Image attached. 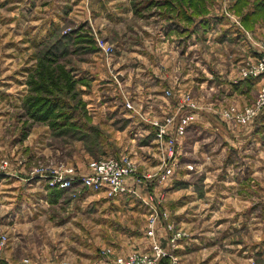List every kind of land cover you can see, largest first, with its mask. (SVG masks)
<instances>
[{
    "label": "rangeland",
    "instance_id": "374dc122",
    "mask_svg": "<svg viewBox=\"0 0 264 264\" xmlns=\"http://www.w3.org/2000/svg\"><path fill=\"white\" fill-rule=\"evenodd\" d=\"M151 1L152 2L144 9H141L142 11L137 13L131 6L132 1L131 3H129V1L123 3L114 2V4L106 1L105 3L100 4L102 5L101 7L98 3L100 2L99 0H0V160L9 159V168L12 166H14V168L22 167V164H19L16 161L12 162V158L21 156L26 161L24 165L30 166V170L35 167H41L48 171L56 168L60 164H65L74 166L78 173L86 174L90 171L91 165L95 160L110 156L120 157L127 155L134 160L136 166V173L125 177L126 184L130 190L127 191V194L115 197H109L104 192L103 193L111 201L127 195L126 197L124 196L123 199L125 198L126 202H132L134 205L138 206L139 204H135L134 202H138V200L139 202H142V200H140L141 197L137 196L136 187L133 186L132 182L134 185L140 184V186L142 185L143 187L144 185H147V187L149 186L151 188V186H157L161 183H167V185H169L170 182L175 179L173 177L169 179H160V174L157 170L159 162L156 165V161H159V150L157 145L155 149H153L150 145L147 146L143 142L147 138L151 140L152 136L150 135L154 131V127L151 125L149 120L153 118H160L163 114L170 112L159 115L147 113L144 115L147 118L146 120L139 116V113L142 112V107L133 103V111L135 115H137L134 120L135 124H131L134 126H131L128 130L124 131L123 128L127 122L125 121L126 117H124L123 114L118 115L113 124L109 126L106 116L104 117L101 109L97 108L98 105H96L93 98H83L82 91L91 90V82H88V79L86 80L87 83L78 80L75 72L77 73L79 68L90 69V67H92V65L83 67V63L88 62L86 60L83 61L84 59L92 58L102 64L105 61L96 48L93 33L96 32L98 36H102L112 43L117 42L118 44V42L124 41L126 52L129 53L131 50L137 51L143 48L146 45L145 41L151 44L150 41H156L157 37L158 39H162V35L165 33L166 24L168 25L169 21H172L174 23L172 33L178 38L181 37V43H185L186 39L184 38V34L182 33L183 31L180 30V28L184 26L187 29H191L193 27H197L198 25L200 26L199 23L201 22L199 18L209 14L210 12L219 13L220 16H223L222 18L226 20L227 24L232 27H237L238 25V29H240L239 35L243 38L245 45L249 47L250 52H252V46L260 44L264 36V32L260 31L261 33H255L254 36L253 33L248 32L247 28L241 23V20L238 17L239 10H247L251 8L255 3L254 0H240L238 2H234V0H204V11L199 12L198 14L194 13V8L192 6H183L189 15L192 14L191 20L185 18V15H181L180 8L175 5L174 0H170L172 5H169L170 3L168 4L167 0ZM92 6L94 8L97 6V15H95L96 20H94L92 16L90 19L86 18L84 24H82V18L76 17L75 14H83L85 18L87 16V12L85 14L84 10L87 11L88 9V11H91ZM172 6H174V9ZM99 10H102L104 14L98 12ZM119 10L124 12L122 15H125L127 18L117 19V23H115L114 26L109 27L110 34H105L104 27L106 25L104 26V19L105 21L107 20L106 12L109 11L114 15H117L115 12ZM150 12L152 13L151 15L156 13L157 15L150 17ZM68 15H71L72 17L67 18ZM103 16L105 17L104 19L102 18ZM259 17L264 19V10L260 12ZM76 29L77 31H85L88 36L92 37L93 46L96 51H86L84 45L87 46L88 44L85 43V41L80 40L76 42L75 39L77 32H72L76 31ZM160 30L162 31L160 32ZM197 31L200 35H205V30L199 29ZM215 34H217V31H211L210 37H213ZM64 35H68V38H64ZM217 36L218 35H216V37ZM165 39L171 41L173 39V35H165ZM51 43L56 44L58 47V63L61 64L63 68H66L76 80V85H74L72 91L67 95L65 94L64 88H60L62 89L60 96L64 94L67 97V100L66 98L64 99L70 103L71 107L74 109V115L70 121L75 120L79 125L78 127H75L78 128V130L75 131H54L48 123L34 120L26 113L23 102L28 95L34 93L29 83L30 77L27 75L24 79V83H15L13 80L6 79L5 77L6 75H12L15 73L14 71L16 68L11 67V63H18V61L24 63V60L26 61L30 54L31 57H33L29 59L33 63L30 66V70L33 72L38 63L37 54L39 55L42 47L46 48ZM232 43L233 42H229L231 45L228 48L238 49V51H240V48H238L239 45ZM16 44L20 47L24 46L27 48H25L22 53V51H19ZM241 48L244 50V47ZM117 52L118 49L115 54H117ZM249 56L239 61V64L236 66L237 71L234 72L231 77L233 80L240 77L239 68ZM105 63L107 66L109 65L106 61ZM103 69L107 76V70L104 67ZM197 69V73H201L204 76L202 68L197 67ZM110 73L111 77H113L115 81L116 78H120L117 72L110 71ZM82 83L87 86L82 88ZM116 83L119 86H122V83ZM122 90L123 87H121V91ZM257 90L258 87L255 86V89L253 90V94L255 96L257 94ZM124 91L125 92L123 93L126 94V89H124ZM190 93L197 101L200 100L201 95L196 96L197 94H193L192 91H190ZM122 96L124 101H126V95ZM165 97L167 98V101L170 100L171 103H174V96ZM176 98L177 101H179L178 97ZM79 99L83 100L85 103L84 111L82 110ZM122 100L123 99L121 98V101ZM249 103H246L245 105ZM245 105L238 107L236 104H228L221 109L225 107L242 109ZM177 106L179 108V105ZM221 109L217 112V114L221 119L226 121L230 129H233V127L236 129L239 126L247 125L245 128L247 130L248 125L250 129L253 126V135L250 134L251 130L249 129L245 134L247 135L248 133V137H253L254 146L251 145V141L247 142L246 139L248 137L246 135L243 136L244 141L247 143L244 146L250 147L249 152L245 154L242 153L237 159H235L237 153L234 150L231 155L229 154L231 160L228 163L229 168L234 169V171L237 169L247 171V165L250 162V159L248 158L253 157L256 159L258 157L255 161V163L258 164L257 174L252 177H248L247 179H242V186L238 189V193L235 194L232 192L229 195L230 197H228L230 201H234L236 198H238L236 199V202H239V199L243 200L244 209L220 210L218 208L215 210L212 208V206L216 204L215 202H218L219 200L218 191H221V183H224L225 180L228 181V183H237L238 180H241L239 177L241 175L234 178L231 177V174H229V177L226 179L219 178L217 176L206 180L205 183L207 184V188H214V191H210L206 194V198L202 200L201 203L197 204L195 209H193V207H189L180 210V212H175V210H170L171 208L166 202L165 205L169 210L166 212L165 210L159 209V206H157L156 210L152 211L150 214L155 216L154 222L151 223L150 221V217L152 216H150L146 221L145 233L148 235V229H153V235H148L152 238L150 245L155 242L161 245L155 235V221L159 218L160 220H164L163 225L168 236L167 242H165L164 245H161L167 255L163 256L155 264H264V121L261 119L260 115L264 113V110L260 111L252 121L233 126L222 115ZM65 113L68 114V110H66ZM194 119L195 118L193 116V120L187 127V132H191V129L194 127L196 122ZM92 126L96 128L95 131H91L90 127ZM255 127L256 130L254 131ZM210 130L214 131L215 128L209 129L207 127V130L201 128L199 136L203 138V141L204 135L210 133ZM218 130L220 129L218 128ZM230 132L228 131L229 134ZM86 133L88 138L84 137ZM45 134V146L49 147L50 154L45 156L42 154L34 157V159L28 160L31 151L30 143L39 141ZM210 136L211 138H209V140L218 141L213 148L214 151H218L220 146L218 143H222L223 140H221V138H219L220 140L218 138H214L212 135ZM227 136L229 140H232V137L229 135ZM188 139H194V135L189 134ZM255 142L259 143V145L256 146ZM176 147L177 151L179 150L180 152V154H178L180 164L176 169L175 174L178 170L183 169L181 166L188 162L187 159L192 160L195 157L193 155L194 152H191L188 155L183 151V154L180 146L178 148V140ZM252 149L254 152H252ZM85 153L88 154V158L84 156ZM213 159H215V161ZM81 160H83L82 164H84V166L86 165V170H88L86 173L81 172L82 170L77 164ZM192 165L193 169L189 170L194 171L196 166L194 164ZM207 165L220 167L222 163L220 162V158L214 157ZM148 174L151 176H147ZM193 180L198 182L197 184L201 183L200 178H195ZM71 188L73 189V187ZM85 190H87V187H76L72 193L68 194L64 205H61L60 208L56 209L57 212L55 213H58L57 218L59 220L67 215L75 213L74 211L77 205H79L78 199L80 194L85 193ZM229 191L231 190H228V192ZM246 197L251 198L253 201L252 208L248 207L251 204L244 201ZM90 206L91 204L84 206L83 215H79V218L73 220L67 227L58 228L55 225H52L51 227L41 225L37 232L29 234L28 236L30 237L25 239L30 243L29 248H27L28 242L24 243L23 241L21 256L26 254L34 256L33 253L35 251H42V249L49 245L53 249L56 248V250L62 249L60 246L61 241H58L56 236L63 237L65 236V232L69 240L72 241L70 242V244H72V249L79 252L82 251L81 249H83L85 245L84 243L78 244L79 237L77 236H79V230L82 228V217H84V230L90 231ZM127 209L128 207H126V210ZM193 212L195 213V219L197 217L198 222L195 220L193 225H188V213L193 214ZM243 212L244 215L248 217L246 224H241L239 227L234 226V222L232 223L231 219H234L236 214H241V216H243ZM246 212H248L249 215H247ZM240 219L242 218L240 217ZM137 221L140 223L137 224V228L141 229L142 226H144L143 224L145 222V218L142 217ZM42 230L46 233V239L42 234H40ZM1 231L6 234L8 241L6 242L0 259L3 258L8 262V264H11L4 257V251L8 244H11L10 242L12 239L10 240V238L12 234L10 232H13V230L11 231L9 227H6V230H0V232ZM58 233L60 235H58ZM15 235L13 234V236ZM174 236L175 238L173 239ZM116 245L118 244L116 243ZM124 245L125 244L122 246ZM98 251L101 254L105 251L109 252V250H102L100 248ZM134 251L145 253L148 250H142L139 249V247H135L130 252ZM128 253L116 256L113 264L117 263V259L119 257H124L128 255ZM28 262L29 259L24 258L22 263L25 264Z\"/></svg>",
    "mask_w": 264,
    "mask_h": 264
},
{
    "label": "crops",
    "instance_id": "0c3cea01",
    "mask_svg": "<svg viewBox=\"0 0 264 264\" xmlns=\"http://www.w3.org/2000/svg\"><path fill=\"white\" fill-rule=\"evenodd\" d=\"M99 1L98 3L100 5L106 1L114 4V2L123 3L126 1L131 3L133 0ZM238 1L239 0H234V2ZM100 6L102 7V5ZM131 6L133 7L132 3ZM96 7L94 8L92 6L91 11H88V9L87 11L84 10L85 14L87 12L85 18L83 14H75V16L82 18V24H84L86 18L90 19L92 16L93 19L96 20ZM98 12L104 14L102 10ZM115 13L117 15L107 11L106 21L104 19L105 17H102L104 19V26L106 25L104 27L105 34H110L109 27L114 26V24L117 23V19L127 18L125 15H122L124 12H121V10ZM151 14L150 12V17L157 15V13ZM259 15L260 13L257 11L254 4L247 10H239L238 13L241 23L247 28L248 32L253 33L254 36L255 33L258 34L260 31L264 32V19H261ZM70 17L72 16H67V18ZM222 17L219 13L210 12L199 18L201 22L199 24L200 26L202 25L201 27L199 25V27L197 26L198 28L193 27L191 29H187L184 26L181 27L180 30L183 31L182 33L186 39L185 43H181V37L178 38L172 33L174 23L169 21V24H166L162 39H158L157 37L156 41H150L151 44L145 41L146 45L140 50H131L127 53L124 41L118 42V44L114 42L116 51L118 49V52L114 54L108 66L105 61L102 64L92 58L83 60L88 61L82 62L83 67L92 65L90 69L79 68L78 72H75L78 80L87 83L86 80L88 79V82H91V90L82 91L83 98H93L96 105H98V107H96L101 109L104 117L106 116L109 126L113 124L118 115L123 114L127 122L124 125V131L128 130L132 126L131 124H135L134 120L137 115H135L133 110L125 109V101L122 95H126L125 98L127 97L133 103L142 107V112L144 114L159 115L170 112L176 114L177 119L183 109L180 110L181 112L177 110L178 101L176 96H174V103H171L170 100L167 101V98L163 94L165 88H181L192 91L193 94L196 93V96L201 95L198 101L199 108L193 112L194 120L196 121L194 127L191 129V132L186 131L187 133L185 135L178 138V148L180 146L182 153L184 151L189 155V153L194 152L193 155L195 157L192 160L187 159L188 162L181 166L183 169L178 170L176 174L173 175L175 179L172 180L169 185H167V183H161L157 186H151L150 188L149 186L147 187V185H144V187L142 185L140 186V184L134 185L132 182L133 186L136 187L137 196L142 198H140L142 202H139V200V203L134 202L135 204H139V206L134 205L132 202H126L123 197L127 195L111 201L102 191H95L87 188V190L84 191L85 193L80 194L78 199L79 205H77L74 211L75 213L67 215L60 220L57 218L58 213H55L57 212L56 209L64 205L66 197L69 193L73 192L74 188L58 187L60 189H56L57 187L55 186H49L46 179L32 176L30 173V166L27 165L8 168L5 172L0 174V230H6V227H9L11 231L13 230V232H10L12 234L10 238L12 241H9L11 244H8L4 251V257L11 264H23L24 258L29 259V262L25 264H113L116 256L128 253L135 247L149 251L152 238L145 233V225L149 217L152 216L150 215L152 211H155L156 207L159 206V209L167 212L168 208L165 205L166 202L168 206H170V210H175V212H180V210L189 207L195 209L197 204L201 203L202 200L206 198V194L210 191H214V188H207L205 181L217 176L225 179L229 177V174L234 178L239 175L242 177L239 176L241 180H238L237 183H228L226 180L224 183H221V191H218L219 200L215 202L216 204L213 205L212 208L215 210L218 208L220 210L244 209L243 200L239 199V202H236V199H238L236 198L234 201H230L228 197H230L229 195L232 192L235 194L238 193V189L242 186V179H247L257 174L258 164L255 163V161L258 157L256 159L253 157L248 158L250 162L247 165V171L243 169L234 171V169L229 168L228 163L231 160L229 156L234 150L237 153L235 159H237L240 154L249 152L250 147L244 146L247 143L244 141L243 136L246 135L245 133L248 129L251 130L250 134L253 135V126L250 129L248 125L247 130L245 129L247 125L239 126L236 129L234 127L230 129L226 121L221 119L217 112L228 104H236L240 107L251 102L255 98L253 90L255 86L258 87L257 85L259 84L258 81L253 79H239L234 81L233 78H231L234 72L237 71L236 66L239 64V61L249 55H253L254 51L252 49V52H250L249 47L245 45L243 38L239 35L240 29H238V25L237 27H232L228 25L226 20ZM199 29L205 30V35H200L197 31ZM161 31L162 30H160V32ZM211 31H217V34L210 37ZM165 35H173V39L168 41L165 39ZM216 35L218 36L216 37ZM229 42L239 45L238 48H240V51H238V49L228 48L231 45ZM16 46L22 53L24 49L27 48L24 46L20 47L18 44H16ZM240 46L244 47L245 51ZM31 58L33 57H31L30 54L26 61L24 60V63L20 61H18V63H11V67L16 68L14 71L15 73L6 75V79L13 80L15 83H24V79L31 69L30 66L33 64L32 61L29 60ZM102 66L107 70V76ZM197 67L202 68L204 76L201 73H197ZM110 71L118 73L122 86H119L113 77H111ZM81 86L85 88L87 85L82 83ZM121 87H123L122 91ZM124 89L127 91L126 94L123 93L125 92ZM121 98L123 99L122 101ZM207 127L209 129L215 128L217 131L210 130V133L204 135L203 141V138H201L199 134L201 128L207 130ZM218 128L220 130H218ZM255 130L256 127L254 128V131ZM228 131L232 133L230 132L229 134ZM189 134H193L194 139L189 140ZM210 135L214 136V138H221V140H223L222 143H218L220 145L218 151L213 150L218 141L209 140V138H211ZM227 135L232 137V140H229ZM246 136L248 137V133ZM45 137L46 134L39 141L30 143L31 151L28 160L34 159V157L42 154L43 156L50 154L49 147L45 146ZM246 140L247 142L251 141V145L254 146V139L252 136H249ZM144 141H146L144 142L145 145H150L155 149L156 144L153 136L151 140L147 138ZM255 144L256 146L259 145L257 142H255ZM252 152H254L253 149ZM84 156L88 158L87 153H85ZM214 157L220 158V162L222 163L220 167L207 165ZM13 159L14 158H12V162L14 161ZM213 160L215 161V159ZM82 161L83 160L77 164L82 170L81 172L86 173L88 170H86V165L84 166ZM158 162L157 160L156 165ZM186 164H194L196 166L195 170L191 171L187 169ZM195 178H200L201 183L197 184L198 182L193 180ZM228 190L231 191L228 192ZM127 193L128 192L123 194ZM244 201L251 204L248 207H253L251 198L246 197ZM87 204H91L90 231L84 230V217H82V228L79 230V236H77L79 237L78 244L84 243L85 245V247L81 249L82 251L79 252L72 249V244H70L72 241L69 240L65 232V236L63 237L56 236L58 241H61L60 246L62 249L56 250V248L53 249L49 245L42 249V251H35L33 253L34 256H29L27 254L22 255L23 257L21 256L23 241L24 243L28 242V240L25 239L30 237L28 236L29 234L37 232L41 225L50 227L55 225L58 228L67 227L73 220L79 218V215H83L84 206ZM126 207H128L127 210ZM188 214V225H193L195 220L198 222L197 217L195 219L194 212L193 214ZM246 214L249 215L248 212H246ZM142 217L145 218V222L141 230L137 228V224H140L137 220ZM240 217L242 219H240ZM247 218L248 217H246L243 212V216H241V214H236L231 221L232 223L234 222V226L239 227L241 224H246ZM155 222L156 238L161 245H164L165 242H167L168 236L163 225L164 220L157 218ZM13 234L16 235L13 236ZM40 234L45 238L46 233H44L43 230ZM58 235L60 234L58 233ZM116 243L118 245H116ZM123 244L125 245L122 246ZM29 246L30 243L28 242L27 248H29ZM99 248L102 250H109V252L105 251V254H101L98 251Z\"/></svg>",
    "mask_w": 264,
    "mask_h": 264
},
{
    "label": "built area",
    "instance_id": "2783aa9c",
    "mask_svg": "<svg viewBox=\"0 0 264 264\" xmlns=\"http://www.w3.org/2000/svg\"><path fill=\"white\" fill-rule=\"evenodd\" d=\"M94 39L96 48L103 56L107 63L113 58L116 52L114 43L109 42L106 38L98 36L96 32ZM254 54L249 56L239 68V76L234 81L239 79H253L258 81V90L254 100L245 105L242 109L235 107H225L221 109L222 115L233 125H241L252 121L254 117L264 110V36L259 45H254ZM116 82L121 83L118 78ZM165 96L178 97V110H182L177 115L173 113L163 114L160 118L150 119L149 122L154 127L153 138L159 150V167L157 170L160 174V179H169L173 177L176 169L179 167V159L176 143L179 137L183 136L188 125L193 120L194 110L199 107L198 101L193 97L190 91L177 88H166L163 92ZM125 107L133 110L134 105L130 99H126ZM143 112L139 116L143 119L147 118ZM19 164L24 165L25 159L21 156H16L13 159ZM10 160H0V174L9 168ZM188 169H193L192 164H187ZM32 176L46 179L49 186L60 188L87 187L95 191H102L109 197H115L126 193L128 188L125 177L136 173L134 160L123 155L120 157H105L95 160L86 174L78 173L74 166L60 164L54 169L46 171L44 168L35 167L30 170ZM147 176H151L148 174ZM151 223L154 222L155 216L150 217ZM148 235H153V229L149 228ZM175 236L173 237V239ZM8 238L3 231L0 232V256L6 245ZM167 255L163 247L157 242L151 245L150 251L130 252L124 257H119L116 264H155L163 256Z\"/></svg>",
    "mask_w": 264,
    "mask_h": 264
},
{
    "label": "trees",
    "instance_id": "16d2710c",
    "mask_svg": "<svg viewBox=\"0 0 264 264\" xmlns=\"http://www.w3.org/2000/svg\"><path fill=\"white\" fill-rule=\"evenodd\" d=\"M174 1L175 5L180 8L181 15H185V18H188L189 20H191L192 14L189 15L183 6H192L195 14L204 11V0ZM151 2V0H133V10L139 13L142 11L141 9H144ZM167 3L172 5L170 0H167ZM254 5L259 13L264 10V0H255ZM172 7L174 9V6ZM72 32H77L75 39L76 42L81 40L88 44L87 46L84 45L86 51L95 50L92 37L88 36L85 31H77L76 29V31ZM64 38H68V35H64ZM57 49V45L51 43L46 48L42 47L39 55L37 54V66L33 72L30 70L28 74L30 77L29 83L34 93L28 95L23 102L26 113L34 120L48 123L54 131H75L78 130V128L75 127H78L79 125L75 120L70 121L74 115V109L71 107L70 103L66 101L67 97L64 94L60 96L62 93V89L60 88H64L65 94L67 95L72 91L74 85H76V80L66 68H63V66L58 63ZM64 98H66V100ZM79 102L81 103L82 110L84 111L85 103L81 99H79ZM66 110H68V114L65 113ZM260 115L261 119L264 121V113ZM90 129L91 131H95L96 128L92 126ZM150 136H153V133ZM84 137L88 138L87 133ZM56 189L60 188L57 187ZM0 264H8V262L1 258Z\"/></svg>",
    "mask_w": 264,
    "mask_h": 264
}]
</instances>
